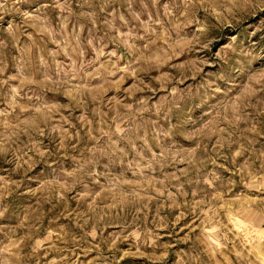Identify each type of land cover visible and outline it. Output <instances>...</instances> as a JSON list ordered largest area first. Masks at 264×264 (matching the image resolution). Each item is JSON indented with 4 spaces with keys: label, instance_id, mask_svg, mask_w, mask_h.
<instances>
[{
    "label": "clouds",
    "instance_id": "9594fccd",
    "mask_svg": "<svg viewBox=\"0 0 264 264\" xmlns=\"http://www.w3.org/2000/svg\"><path fill=\"white\" fill-rule=\"evenodd\" d=\"M264 264V0H0V264Z\"/></svg>",
    "mask_w": 264,
    "mask_h": 264
},
{
    "label": "rangeland",
    "instance_id": "374dc122",
    "mask_svg": "<svg viewBox=\"0 0 264 264\" xmlns=\"http://www.w3.org/2000/svg\"><path fill=\"white\" fill-rule=\"evenodd\" d=\"M128 264H140L139 261H135V260H129Z\"/></svg>",
    "mask_w": 264,
    "mask_h": 264
}]
</instances>
